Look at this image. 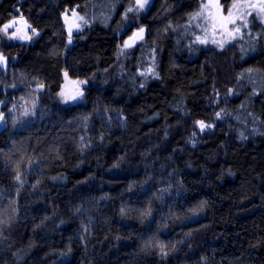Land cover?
Returning a JSON list of instances; mask_svg holds the SVG:
<instances>
[{
	"label": "trees",
	"instance_id": "trees-1",
	"mask_svg": "<svg viewBox=\"0 0 264 264\" xmlns=\"http://www.w3.org/2000/svg\"><path fill=\"white\" fill-rule=\"evenodd\" d=\"M129 2L0 0V21L19 9L40 32L29 43L0 37V51L9 57L7 69L0 67V100L11 108L9 101L39 96L37 115L24 125L13 126L0 109L7 114L0 130V208L14 202L18 209L8 241L0 244V264H264V94L248 101L252 86L245 81L220 105L243 118L239 106L247 102L256 123L226 118L203 133L193 127L196 119L212 120L213 84L223 97L243 69L264 71V45L246 53L239 44L225 54L211 45L190 51L181 31L162 30L167 20L183 25L199 0H154L141 20L146 40L130 51L121 77L118 48L132 31L121 15ZM76 5L90 24L68 46L61 13ZM153 39L160 78L149 77L140 88L144 78L136 69L152 62ZM65 70L69 79L89 80L82 101L57 100ZM37 80L46 84L40 93L28 87ZM194 130L195 147L187 143ZM81 136L90 144L83 152ZM18 163L23 184L14 179ZM169 184L163 200L156 199ZM200 201L207 207L191 216ZM149 206L152 216L141 221L136 210ZM121 207L132 211L121 216ZM170 212L178 218H168ZM151 236L176 250L164 258L155 248L143 250ZM23 249L29 250L22 259L13 256Z\"/></svg>",
	"mask_w": 264,
	"mask_h": 264
},
{
	"label": "snow or ice",
	"instance_id": "snow-or-ice-1",
	"mask_svg": "<svg viewBox=\"0 0 264 264\" xmlns=\"http://www.w3.org/2000/svg\"><path fill=\"white\" fill-rule=\"evenodd\" d=\"M150 0H130V2L124 7L121 15L123 21H128L129 19L135 20L139 15L149 9ZM76 5L72 8H65L61 13L63 18V27L66 29L67 34V44L70 45L73 42V33L82 32L86 26L90 24V18L87 14H81L76 9L79 8ZM87 7V5H85ZM169 9L165 8V12ZM187 19L183 25H175L171 20H167L165 26L162 30V34L171 32L181 31L184 38L190 41L186 45L190 51H195L196 46H207L209 44L214 45L218 49L219 54H225L226 48L236 47L239 44V50L241 53H246L248 50H255L257 44L264 45V0H199L197 7L186 14ZM259 28V31H254L255 28ZM148 30L145 26H136L131 34L127 36L119 46V51L117 53V59L120 57L127 58L131 53L128 50L135 49L138 44L143 46V42L146 40V34ZM40 32L34 27L29 20L19 11L16 10V15H10L6 21H0V37L6 40H22L25 42H31L34 36H39ZM177 43H180L178 40ZM156 41L153 39L152 43L149 45L151 51L152 62L147 66H141L136 69V74L139 77L144 78V82L139 84L140 88L145 87V83L148 78L159 79L160 72L157 70V65L155 61V53L157 51ZM55 54V53H54ZM9 57L0 51V67L5 70L8 67ZM143 65V61H141ZM117 66H113L115 69ZM119 75L123 77L126 73L125 64L123 62L118 63ZM108 72L109 69H104ZM66 80H68L69 75L67 70L63 73ZM95 75V74H93ZM135 80V77H131ZM247 82L252 86L251 94L248 97V101L251 100L252 96H258L264 94V71L255 69L252 67L243 69L235 76L236 87H226L225 94L222 97L220 90L213 84V95L210 97V104L214 106L213 116L211 122H206V119H196L193 121L194 129H197L203 133L205 130H211L216 127V121L224 120L226 118H232L240 123H245L247 117H251L252 123H256L257 116L253 112L248 111L246 103H241L239 106L240 110L247 112V116L242 118V114H233V111L228 110L226 107H221L220 105L227 104L228 97L239 94L238 89L245 87L244 82ZM107 81H105L106 83ZM89 83L88 79H76L71 81V87L67 84L61 88L57 94L61 98V102L64 104H70L82 101L85 95L84 87ZM12 88H16L17 85L13 83ZM32 92L40 93L46 88V84L42 81L37 80L35 86L31 84L28 85ZM259 89V90H258ZM179 91V89H178ZM39 102V96H30V99H26L24 96L20 97V103H11V108H7L5 101L0 100V109H6L8 113L12 116V124L24 125L25 121L37 115V105ZM180 103H183V95L181 94ZM187 114V113H186ZM159 116V113H155L153 118ZM88 118L85 117V120ZM124 120L127 117L123 118ZM6 122L5 110H0V124ZM264 124V121H261ZM253 132H257L258 129L253 128ZM167 131H165L164 136L167 138ZM197 132L192 131L191 135L187 138V143L191 144L193 147L197 143ZM241 138H246L243 131L240 132ZM101 141H103V135L100 136ZM90 144L85 143L84 137H80V151L83 152L88 148ZM124 157H120L122 161ZM30 166V163H29ZM113 168L119 167V161L112 165ZM14 179L20 184H23L21 179L22 172L20 171V164L18 163L15 168ZM56 179V177H53ZM40 184V180H36L33 187ZM171 188V184L168 187L159 189L160 196L156 199L163 200L164 194L168 193ZM207 207V201H200L199 204L188 211L191 216L199 215ZM82 209L77 207L74 209V214H80ZM131 209H126L121 207V216H126ZM138 212L141 221L152 216L151 207H146L136 210ZM18 217V209L14 206V202L9 203L6 207L0 208V244H4L8 241V235L12 228L13 222ZM171 219H176L175 213L169 214ZM190 218V217H189ZM45 219H48L47 217ZM43 223V221H42ZM61 223H64L61 220ZM167 223L165 222L162 227L167 228ZM39 227V225H37ZM84 231H87L85 226ZM191 232L187 233V236H191ZM119 239V237H117ZM177 243H182V241H177ZM7 248H12L13 245L10 241L6 244ZM31 245H29V249ZM157 249L161 258L167 257L170 252L176 250V244L163 243L159 241L156 236H151L143 243V250ZM29 249H23L20 252H13V256L17 259H22L23 255ZM71 252V247L67 250Z\"/></svg>",
	"mask_w": 264,
	"mask_h": 264
},
{
	"label": "rangeland",
	"instance_id": "rangeland-1",
	"mask_svg": "<svg viewBox=\"0 0 264 264\" xmlns=\"http://www.w3.org/2000/svg\"><path fill=\"white\" fill-rule=\"evenodd\" d=\"M153 1L154 0H150V5H149V8L151 7V5H152V3H153ZM222 2H223V0H222ZM77 10V9H76ZM149 10V9H148ZM148 10H146L145 12H143V13H141L140 15H139V17L138 18H136L135 20H132V19H129L128 21H126V24H125V27H124V29H128V28H131L132 30H134V28L136 27V26H140L141 25V20H142V18H143V16L147 13V11ZM78 11V10H77ZM123 29V30H124ZM66 30V29H65ZM126 30H124V32H125ZM80 32H75L74 31V33H73V42H72V44H70V45H68V46H72L73 44H74V39H75V35L76 34H79ZM122 33V32H121ZM121 35V34H120ZM35 37V36H34ZM33 37V38H34ZM125 39H127V37L125 38ZM124 39V40H125ZM10 41V40H9ZM11 41H17V42H21V43H29V42H25V41H22V40H11ZM123 42V41H122ZM122 42L120 43V45H122ZM119 45V46H120ZM211 44H209V46H210ZM211 46H213L214 48H215V46L214 45H211ZM132 50V49H131ZM131 50H128L129 52L131 51ZM118 51H119V48H118ZM127 58H128V56H127ZM127 58H124V57H120V60L118 61V63L119 62H125L126 61V59ZM118 60V59H117ZM72 80H75V79H70V80H66L65 82H64V85H63V87L67 84V86L68 87H71L72 85H71V81ZM88 85V84H87ZM87 85H85V86H83L84 87V89H85V87L87 86ZM57 100L58 101H60L61 102V98L59 97V96H57ZM17 104H19L20 103V100L18 101V102H16ZM62 103V102H61ZM76 103V102H75ZM62 104H64V103H62ZM70 104H73V103H70Z\"/></svg>",
	"mask_w": 264,
	"mask_h": 264
},
{
	"label": "water",
	"instance_id": "water-1",
	"mask_svg": "<svg viewBox=\"0 0 264 264\" xmlns=\"http://www.w3.org/2000/svg\"><path fill=\"white\" fill-rule=\"evenodd\" d=\"M68 80H69V78H68ZM5 114H6V113H5ZM6 116H7V114H6ZM2 125H3V124H0V130H1V128H2Z\"/></svg>",
	"mask_w": 264,
	"mask_h": 264
},
{
	"label": "flooded vegetation",
	"instance_id": "flooded-vegetation-1",
	"mask_svg": "<svg viewBox=\"0 0 264 264\" xmlns=\"http://www.w3.org/2000/svg\"><path fill=\"white\" fill-rule=\"evenodd\" d=\"M70 80V79H69Z\"/></svg>",
	"mask_w": 264,
	"mask_h": 264
}]
</instances>
